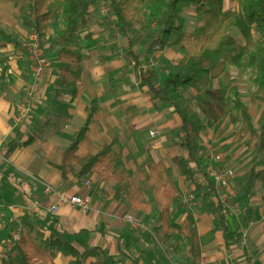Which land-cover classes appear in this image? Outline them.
Wrapping results in <instances>:
<instances>
[{
  "label": "crops",
  "instance_id": "1",
  "mask_svg": "<svg viewBox=\"0 0 264 264\" xmlns=\"http://www.w3.org/2000/svg\"><path fill=\"white\" fill-rule=\"evenodd\" d=\"M228 1L225 10L239 8L238 0ZM226 3L227 0L225 6ZM90 11L92 17L97 10L91 7ZM56 13L50 21L46 40H42L43 43L53 41L55 46L56 36L63 30L60 13ZM91 26L92 22L89 28H78L70 36L71 42L74 37L80 39L94 34ZM31 29L20 21L11 28L6 27L15 43L0 41V264H9L13 251L8 255L5 245L17 226L21 236H32L45 250L56 245V240L70 244L85 255L81 264L97 262L102 258L100 251L111 256L116 264H191L188 242L183 235L176 233L170 241H162L159 206L155 205L151 213L132 210L129 200L117 198L115 182H104L97 174L79 178L77 171L64 175L60 170L65 150L75 141L91 111L93 115L79 144L78 157L97 155L105 145L113 146L114 151L124 156L115 171L130 175L146 200L153 196L155 187L141 177V172H149L153 164L163 163L168 169V185L177 190L171 208L172 221L182 225L188 213L195 217L202 250L200 264H264V194L255 191L263 201L256 204L251 201L252 206L247 209L240 207L238 216L224 213L212 200L207 201L212 196L211 188L208 182H201V178L198 181L199 168L189 160L184 147L182 121L174 109L153 99L147 81L140 77L131 57V54L137 55L135 48L124 58H103L108 49L99 45L94 34L92 42L95 43L88 49L99 47V51L83 56L82 85L79 96L75 97L62 82L63 64L58 57V46L52 55L50 72L38 82L32 79L28 43H25L30 39ZM157 50L163 51L158 55L164 53L166 57L171 51L168 48ZM129 57L133 71L128 67ZM140 61L143 64L141 58ZM143 67L149 71L144 64ZM168 77L159 83L152 72L149 75L158 87H162ZM29 87L37 92L34 114L27 122L18 124L19 105L25 88ZM228 96L225 95V99ZM225 115L226 110L222 116ZM151 132H156V136L152 137ZM238 136L236 142L250 149L246 143L238 141ZM259 155L264 157V153ZM235 157L241 160L240 156ZM181 161L188 164L190 161L197 167L198 171L192 170L193 179L181 175ZM172 167L177 173L174 176H171ZM87 180L89 187L84 184ZM251 181L253 187L264 185L261 181ZM50 185L69 195L88 197L90 210L85 213L73 206H62L51 213L50 208L57 198L47 192ZM186 190L193 192L196 202L190 210L178 211L180 192ZM257 195L252 198L255 202ZM258 216L257 223L246 222L247 217L257 220ZM244 228L247 230L245 240ZM95 249L99 251L89 254ZM53 251L54 264H72L76 260L58 248Z\"/></svg>",
  "mask_w": 264,
  "mask_h": 264
},
{
  "label": "trees",
  "instance_id": "2",
  "mask_svg": "<svg viewBox=\"0 0 264 264\" xmlns=\"http://www.w3.org/2000/svg\"><path fill=\"white\" fill-rule=\"evenodd\" d=\"M109 1L124 37L129 33L137 35L139 31L138 40H141L147 33V20L151 19L161 31L149 46V50L174 48L185 58L182 65L171 66L173 73L162 87H158L149 79L150 72L143 67L140 57L131 54L135 68L140 77L147 81L153 99L174 109L180 117L184 147L189 160L199 166L198 173L204 176L211 193L215 194L214 185L206 174L207 164L204 161L205 164L200 166L202 117L184 91H200L205 79L221 80L230 67H239L248 61L256 72L253 80L255 90L248 104L241 99L239 91L235 88L226 99L222 94L221 100L231 104L241 119L238 141L246 143L250 149L256 147L258 155L264 153V0H238L239 8L235 10H225L226 0ZM92 5L91 0H0V41L6 44L15 43L6 27L11 28L20 21L33 28L45 41L50 21L54 14L59 12L65 26L54 43L59 47L58 57L63 64L62 82L68 91L78 97L82 85L83 55L81 47L71 42L70 36L75 34L78 28H89ZM188 9H193L202 23L193 33L183 32L185 24L183 13ZM94 43V41L88 43L86 47L90 48ZM133 44L134 41H131V45ZM217 107L224 115L225 107L222 105ZM259 111H262V116L258 131L255 117ZM92 115L93 111L75 141L65 150L60 170L64 175L77 171L76 175L79 178L97 174L104 182H115L117 198L124 197L129 200L132 210L151 213L155 205L159 206L163 221L162 241L164 243L170 241L176 233L183 235L188 242L191 264H200L202 250L195 217L188 213L182 225L172 221L171 208L177 190L168 185V169L163 163L153 164L149 172H141V177L155 187L153 196L146 200L132 183L130 175L115 171V166L124 156L122 152L114 151L113 146L105 145L97 155L78 157V147L87 133ZM179 165L181 175L189 179L195 177L186 161H181ZM250 177L253 181L264 182V169L254 167ZM218 206L222 209L220 205ZM56 242L52 248L45 250L32 236H21L10 253L15 264H54L53 250L58 248L76 259L72 264H81L85 255L66 242L59 240ZM98 251L91 250L89 254ZM100 252L102 258L92 264H116L111 256Z\"/></svg>",
  "mask_w": 264,
  "mask_h": 264
},
{
  "label": "rangeland",
  "instance_id": "3",
  "mask_svg": "<svg viewBox=\"0 0 264 264\" xmlns=\"http://www.w3.org/2000/svg\"><path fill=\"white\" fill-rule=\"evenodd\" d=\"M235 2L236 0H231V3ZM228 6L229 1L227 0L225 7L227 8ZM183 16L185 21L183 32L185 33H193L202 25L193 9L185 10ZM91 22L92 26L90 29L93 30L94 34L96 35V40L100 43L99 45H102L101 47H105L108 49L107 51H104L103 58H124V56L127 55V52H129L131 48H135L137 55L141 54L140 58L142 59L144 66L156 76V80H158L159 83H162L166 77L170 76L173 73V70H171V66L182 65L185 62V58L174 48H168L171 51L167 57L164 55V53L158 55V52H163L161 50L148 49L149 45L157 39L161 31L155 26L154 22L151 19L147 20V33L141 40H138L139 31L137 35L129 33V35L126 37L123 36L121 31H119L120 38H118L116 36V30L113 29L112 24L104 21L98 11H94L92 13ZM64 26L65 23H63V28ZM94 34H87L85 37H81L80 39L74 37V41H72L73 43H77L81 47L83 56L85 57L94 50L99 51V47L91 50L86 48V45L88 43H91L92 40H95L93 38ZM88 35L90 37H88ZM57 37L58 36H56V38ZM127 37L130 38V41H134L133 45L136 47H132L133 45L131 46L129 44L130 41H127ZM238 38L243 41L240 37ZM28 42L29 40H27L25 43ZM44 43L46 56L51 62L52 60H54L52 55L55 54L57 45L55 46L53 44V41H47ZM127 61L128 67L133 71L134 65L132 59L129 57ZM28 67L29 71H31L30 66ZM134 72L137 75L136 71ZM255 76V70L249 65L248 61H245L244 64L239 67H230L226 76L222 80L209 81L205 79L203 81V84L201 85L200 91H184L186 97L198 109L202 117V137L200 140V153L212 151L215 154H219L222 156V162L217 165V168H232L236 171L237 177L228 181L226 190L227 192H229L230 196H232V199L236 202V204L242 209H247L249 205L252 206V202L256 204L263 201V199L258 196L255 191H258L259 194L263 195L264 185L261 187H257V185L253 187L252 181L250 180V172L254 166H257L258 168L264 167V157L263 155H258L256 153V150H254L256 149V147L254 149H248L244 144H239L236 142V138L241 127V119L232 106H229L227 103H224L221 100V96L222 94L230 96L232 90L235 88L239 91L241 99L246 104H248L250 96L255 90L253 85ZM199 94L200 96L198 97ZM219 104L225 107V117L222 116L220 110L217 107ZM261 116L262 111H259V113L255 117V126L258 131ZM229 128L230 131L228 132ZM181 135V130H179V139L182 138ZM235 155L240 156L241 160L238 161V157H235ZM204 161L205 160L203 159V157H201L200 166H203V164H205ZM259 161H261V163ZM188 165L192 170H197V167H195V165H193L190 161ZM170 171L171 176H174V174L176 173V169H173L172 167ZM197 177L198 181L199 178H201V182H207L204 179V176L202 177V175H200L199 173L197 174ZM33 181L34 183H36V180H34V178ZM132 182L135 183V180H132ZM255 183L261 184L260 182ZM48 187L55 189L51 185L47 186V188ZM191 192L192 191L187 190L183 192L181 191L180 196H182L183 194H190ZM254 194H256L258 197V201L256 202L252 199L254 197ZM215 199L216 195L212 193L211 199H207V201L212 200V202H214L218 206V203L215 202ZM178 206V211H180L181 209H191L183 207L180 203H178ZM249 221H256L257 223L259 221V216L257 217V220L253 217H247L246 222ZM16 228L17 229L14 232H20V230H18L19 227L17 226ZM5 249L7 250V243L5 245ZM8 263L15 264L13 255H9Z\"/></svg>",
  "mask_w": 264,
  "mask_h": 264
},
{
  "label": "built area",
  "instance_id": "4",
  "mask_svg": "<svg viewBox=\"0 0 264 264\" xmlns=\"http://www.w3.org/2000/svg\"><path fill=\"white\" fill-rule=\"evenodd\" d=\"M93 5L91 7L96 8L102 19L112 24L113 29L116 30V36L120 38V28L117 24L116 18L111 10L109 0H91ZM34 20V16L31 17ZM29 42L27 44L28 56L30 60L31 77L34 81L43 79L51 69V62L46 56L44 49V43L39 34L32 28ZM37 92L33 87L25 88L22 101L19 105V114L16 122L23 124L27 122L34 114V101L36 100ZM152 137L156 136V132H151ZM200 156L205 160L206 174L215 188L216 202L220 205L224 213L240 215V207L232 199L229 192L226 190L228 181L235 177V170L232 168L219 169L217 165L222 162V156L215 154L212 151L201 152ZM85 186H90V181L84 182ZM49 194H54L57 198V202L50 208L51 213H56L62 206H73L79 208L83 212L90 210V199L88 197H81L78 195H69L64 191L55 190L52 188H46ZM195 202V196L193 193L183 194L179 196V203L185 208H192ZM132 221V219H129ZM243 238L245 240L247 236V230H243ZM21 234L16 231L11 239L7 243V254L11 252L14 246L19 242Z\"/></svg>",
  "mask_w": 264,
  "mask_h": 264
}]
</instances>
